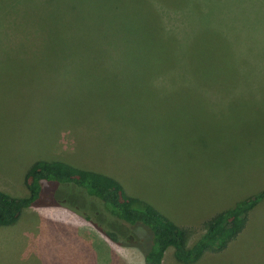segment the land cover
Wrapping results in <instances>:
<instances>
[{
	"label": "rangeland",
	"instance_id": "rangeland-1",
	"mask_svg": "<svg viewBox=\"0 0 264 264\" xmlns=\"http://www.w3.org/2000/svg\"><path fill=\"white\" fill-rule=\"evenodd\" d=\"M204 1L216 33L229 5L239 48L208 79H157L153 64H46L0 47V191L28 197L40 160L105 174L188 229V247L213 216L264 191V0ZM152 244L148 227L85 190L44 182L17 223L0 226V264H144ZM164 264H183L173 247ZM194 264H264V200L224 252Z\"/></svg>",
	"mask_w": 264,
	"mask_h": 264
},
{
	"label": "trees",
	"instance_id": "trees-1",
	"mask_svg": "<svg viewBox=\"0 0 264 264\" xmlns=\"http://www.w3.org/2000/svg\"><path fill=\"white\" fill-rule=\"evenodd\" d=\"M229 9L221 7L227 17L218 18L216 33L210 30L214 19L204 0H0V47L27 49L46 64H153L157 79H208L214 77L217 64H226L238 51L237 42L227 36L234 28ZM160 57L165 63H159ZM26 179L28 197L13 198L0 191V226L15 225L40 199L44 182L74 184L101 200L111 216L150 229L153 244L144 264H163L172 247L183 264H194L207 252H224L264 200L262 191L216 214L205 223L201 238L188 247V229L149 203L126 195L110 176L40 160L29 168ZM105 233L120 243L115 232Z\"/></svg>",
	"mask_w": 264,
	"mask_h": 264
},
{
	"label": "crops",
	"instance_id": "crops-1",
	"mask_svg": "<svg viewBox=\"0 0 264 264\" xmlns=\"http://www.w3.org/2000/svg\"><path fill=\"white\" fill-rule=\"evenodd\" d=\"M164 264V263H163Z\"/></svg>",
	"mask_w": 264,
	"mask_h": 264
}]
</instances>
